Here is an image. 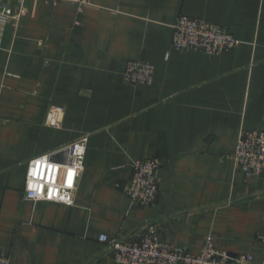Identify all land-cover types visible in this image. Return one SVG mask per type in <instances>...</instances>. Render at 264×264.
I'll return each mask as SVG.
<instances>
[{
    "label": "crops",
    "instance_id": "obj_1",
    "mask_svg": "<svg viewBox=\"0 0 264 264\" xmlns=\"http://www.w3.org/2000/svg\"><path fill=\"white\" fill-rule=\"evenodd\" d=\"M84 1L0 0L18 15L0 44V254L119 264L98 237H137L155 221L174 247L197 253L212 235L264 264V179L232 160L239 131L264 127V0ZM180 14L227 27L238 46L173 51ZM129 60L152 64L149 85L123 80ZM81 136L74 203L24 199L27 162ZM149 156L161 162L157 195L133 206L130 162Z\"/></svg>",
    "mask_w": 264,
    "mask_h": 264
},
{
    "label": "built area",
    "instance_id": "obj_2",
    "mask_svg": "<svg viewBox=\"0 0 264 264\" xmlns=\"http://www.w3.org/2000/svg\"><path fill=\"white\" fill-rule=\"evenodd\" d=\"M84 2L79 0V3ZM17 19L18 15L14 14L10 7H0V44L6 24L16 22ZM238 44L239 41L227 27L202 17L180 14L172 25L173 51H199L214 56L234 49ZM153 72L151 63L129 60L125 63L122 77L131 85H149ZM85 147L86 136H81L31 158L26 167L24 199L72 205L77 180L83 171ZM37 160L42 161L43 177L33 175L34 162ZM232 160L235 170L242 171L246 178L263 173L264 179V127L239 131ZM45 164L51 171V179L45 170ZM160 166V160L153 156L133 159L130 162L131 175L124 187V193L131 205L146 207L154 202L158 191ZM70 169L75 174L71 187L66 182ZM156 229L157 222L148 221L139 227L137 237L123 235L109 238L102 234L98 241L103 244L104 252L112 253L119 264H255L250 253L230 254L215 248L212 235L205 237L197 253H191L170 245L161 238ZM260 238L264 242V234ZM0 264H9V257L0 254Z\"/></svg>",
    "mask_w": 264,
    "mask_h": 264
},
{
    "label": "snow or ice",
    "instance_id": "obj_3",
    "mask_svg": "<svg viewBox=\"0 0 264 264\" xmlns=\"http://www.w3.org/2000/svg\"><path fill=\"white\" fill-rule=\"evenodd\" d=\"M44 160L46 161L47 157H45ZM41 164H42V161H40V160H37L34 162L35 167L33 168V175H39V176L43 177L44 171L41 170ZM45 170L47 171L49 179H51L52 178L51 177V171L48 168L47 164H45ZM74 175H75L74 172L70 169L68 172L67 178H66V182H67V185L69 187L72 186ZM40 187H41V190H43L42 186H40Z\"/></svg>",
    "mask_w": 264,
    "mask_h": 264
},
{
    "label": "clouds",
    "instance_id": "obj_4",
    "mask_svg": "<svg viewBox=\"0 0 264 264\" xmlns=\"http://www.w3.org/2000/svg\"><path fill=\"white\" fill-rule=\"evenodd\" d=\"M80 151H81V153H82L83 149H81ZM32 187H35V185H32Z\"/></svg>",
    "mask_w": 264,
    "mask_h": 264
},
{
    "label": "water",
    "instance_id": "obj_5",
    "mask_svg": "<svg viewBox=\"0 0 264 264\" xmlns=\"http://www.w3.org/2000/svg\"><path fill=\"white\" fill-rule=\"evenodd\" d=\"M262 176H263V173L260 174V177H262Z\"/></svg>",
    "mask_w": 264,
    "mask_h": 264
}]
</instances>
